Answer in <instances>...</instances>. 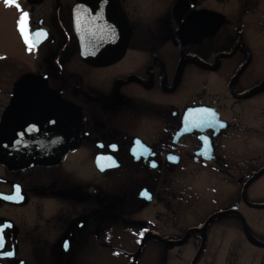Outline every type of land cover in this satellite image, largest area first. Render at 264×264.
Returning <instances> with one entry per match:
<instances>
[{
  "label": "flooded vegetation",
  "instance_id": "flooded-vegetation-1",
  "mask_svg": "<svg viewBox=\"0 0 264 264\" xmlns=\"http://www.w3.org/2000/svg\"><path fill=\"white\" fill-rule=\"evenodd\" d=\"M0 9V264H264V0ZM58 103L76 141L46 162Z\"/></svg>",
  "mask_w": 264,
  "mask_h": 264
},
{
  "label": "water",
  "instance_id": "water-1",
  "mask_svg": "<svg viewBox=\"0 0 264 264\" xmlns=\"http://www.w3.org/2000/svg\"><path fill=\"white\" fill-rule=\"evenodd\" d=\"M97 60H100L99 58ZM29 75L24 74L17 82L14 84L13 88L15 91V95H13L10 102L7 104L4 113H3V119H9L14 116L16 111L18 110L17 105V99H16V93L20 89V87L27 85ZM59 111V115H55V118L57 119L58 125L62 128L64 127V130H61L60 134H62L64 138H61V140H58L56 138L51 139L48 142V149L47 151L45 148L44 150H39L37 153L39 155H42L43 157H40L42 160L46 162L55 161L59 158H61L75 143L76 141V133L73 131L74 126L78 125L79 118L76 117V114L74 110L68 106L63 104H56L55 106V112ZM47 113H50V109L45 110L44 117H47ZM7 126V124H5ZM46 150V151H45ZM27 153H31L32 151L26 150ZM51 157H54L51 158ZM5 160L11 161L16 160V157L6 156L4 157Z\"/></svg>",
  "mask_w": 264,
  "mask_h": 264
},
{
  "label": "rangeland",
  "instance_id": "rangeland-1",
  "mask_svg": "<svg viewBox=\"0 0 264 264\" xmlns=\"http://www.w3.org/2000/svg\"><path fill=\"white\" fill-rule=\"evenodd\" d=\"M5 14H7V11L0 9V50L2 51L1 53H5V50H15V53L17 54L21 47L19 40L17 39L18 33L15 32L13 26L8 27L5 25L9 20V18L3 17Z\"/></svg>",
  "mask_w": 264,
  "mask_h": 264
},
{
  "label": "snow or ice",
  "instance_id": "snow-or-ice-1",
  "mask_svg": "<svg viewBox=\"0 0 264 264\" xmlns=\"http://www.w3.org/2000/svg\"><path fill=\"white\" fill-rule=\"evenodd\" d=\"M7 2L11 3V0H7ZM27 18H28V14L24 13L21 16L20 20L18 21V24H19V30L21 31L22 35L24 36V39H25L26 43H28L29 50H31L32 49V42L29 40V36H28V33H27V28H26ZM111 31H112V35L114 36L115 35L114 29H112ZM40 35H42L40 32L36 33V36H40ZM219 126L221 128L224 127L223 123H220ZM16 193H17L16 196H10V197H7V198L11 199V200L22 199V197L19 195V188L18 187L16 189ZM7 227H9V225H7V224H5L3 226H0V254H2V255H12L13 254L12 252H4V248H5V244H6V241L4 239V230ZM64 246L67 249V247H68L67 243H65Z\"/></svg>",
  "mask_w": 264,
  "mask_h": 264
}]
</instances>
